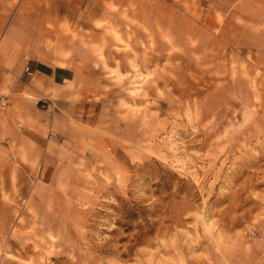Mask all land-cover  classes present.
Masks as SVG:
<instances>
[{
  "label": "rangeland",
  "instance_id": "rangeland-1",
  "mask_svg": "<svg viewBox=\"0 0 264 264\" xmlns=\"http://www.w3.org/2000/svg\"><path fill=\"white\" fill-rule=\"evenodd\" d=\"M148 3L165 24L132 36L165 55L166 127L72 203L20 204V264H206L264 218V0Z\"/></svg>",
  "mask_w": 264,
  "mask_h": 264
},
{
  "label": "crops",
  "instance_id": "crops-1",
  "mask_svg": "<svg viewBox=\"0 0 264 264\" xmlns=\"http://www.w3.org/2000/svg\"><path fill=\"white\" fill-rule=\"evenodd\" d=\"M148 1L0 0V264L23 260L20 204L72 203L90 180L128 169L166 127L165 55L146 61L132 36L156 30L151 16L165 24L166 10ZM205 256L264 264V218Z\"/></svg>",
  "mask_w": 264,
  "mask_h": 264
},
{
  "label": "built area",
  "instance_id": "built-area-1",
  "mask_svg": "<svg viewBox=\"0 0 264 264\" xmlns=\"http://www.w3.org/2000/svg\"><path fill=\"white\" fill-rule=\"evenodd\" d=\"M8 106V97L5 93L0 91V109H4Z\"/></svg>",
  "mask_w": 264,
  "mask_h": 264
}]
</instances>
